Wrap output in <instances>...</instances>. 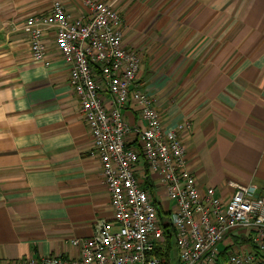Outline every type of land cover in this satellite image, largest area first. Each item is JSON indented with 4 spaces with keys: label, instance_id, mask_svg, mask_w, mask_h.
<instances>
[{
    "label": "crops",
    "instance_id": "1",
    "mask_svg": "<svg viewBox=\"0 0 264 264\" xmlns=\"http://www.w3.org/2000/svg\"><path fill=\"white\" fill-rule=\"evenodd\" d=\"M87 1L120 13L124 45L143 60L137 84L155 98L163 127L190 124L180 139L200 192L228 200L243 186L264 196V0H0V262L76 258L70 240L112 219L55 31L45 30V57L34 62L22 30L55 2L86 16ZM124 114L139 124L135 107ZM135 170L165 211L157 177L143 162ZM248 247L233 234L219 250L226 259Z\"/></svg>",
    "mask_w": 264,
    "mask_h": 264
},
{
    "label": "built area",
    "instance_id": "2",
    "mask_svg": "<svg viewBox=\"0 0 264 264\" xmlns=\"http://www.w3.org/2000/svg\"><path fill=\"white\" fill-rule=\"evenodd\" d=\"M88 14L73 17L59 2L48 14L31 16L22 26L31 59L45 57L44 32L53 28L55 44L69 65V86L92 137L113 216L88 239H72L76 258L50 256L0 264H264V196L236 186L228 200L213 188L200 192L187 168L180 133L188 122L165 128L152 95L137 84L141 57L124 45L125 25L112 4L87 1ZM110 98L106 102V97ZM136 108L139 124L124 111ZM143 162L170 204L158 216V198L144 188L135 167ZM164 226L174 232L175 253L168 263ZM249 242L246 251L221 258L219 246L231 235Z\"/></svg>",
    "mask_w": 264,
    "mask_h": 264
},
{
    "label": "trees",
    "instance_id": "3",
    "mask_svg": "<svg viewBox=\"0 0 264 264\" xmlns=\"http://www.w3.org/2000/svg\"><path fill=\"white\" fill-rule=\"evenodd\" d=\"M146 171H148L145 168ZM146 187L150 190V193L154 195V192L152 191V184L151 181H146ZM158 216L161 221H164L166 218V214L161 210L160 207H158ZM164 233V249L163 251L159 249L156 252V255L164 262L168 263L170 257L175 253V242H174V232L169 226H164L163 229ZM223 254V253H222Z\"/></svg>",
    "mask_w": 264,
    "mask_h": 264
},
{
    "label": "rangeland",
    "instance_id": "4",
    "mask_svg": "<svg viewBox=\"0 0 264 264\" xmlns=\"http://www.w3.org/2000/svg\"><path fill=\"white\" fill-rule=\"evenodd\" d=\"M142 66H143V60H142ZM168 207V206H167Z\"/></svg>",
    "mask_w": 264,
    "mask_h": 264
}]
</instances>
